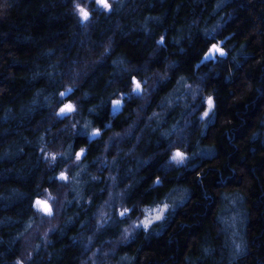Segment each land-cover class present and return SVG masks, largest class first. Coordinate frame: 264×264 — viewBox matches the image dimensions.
<instances>
[{"label": "clouds", "instance_id": "obj_1", "mask_svg": "<svg viewBox=\"0 0 264 264\" xmlns=\"http://www.w3.org/2000/svg\"><path fill=\"white\" fill-rule=\"evenodd\" d=\"M107 2L109 8L105 9L96 0L83 4L81 0H70L68 13L78 28L83 20L77 7L88 9L89 19L83 22L90 29L114 18L116 25L101 33L107 46L98 41L91 48L93 55L83 58L77 55L67 63L61 60L56 67L63 71L43 77L48 79V87L44 89L47 102L37 112L47 111V118L41 123L50 125L47 131L51 141L43 136L36 141L43 165L37 193L48 194L52 213L42 223L53 226L43 231V243L54 248L53 241L48 239L50 235L59 234L60 240H64L76 229L69 246L80 248V256L76 258L79 264H139L144 246L162 239L178 216L188 215L181 210L188 208L196 195L188 186V177L203 163L204 152L198 150V145L208 134L209 119L216 115L219 90L232 85L236 73L242 69L243 65L236 60L250 57L240 55L246 48L242 45L239 51L230 48L215 63L204 59L208 48L216 44L209 41V33L215 32L219 37L235 18L234 14L221 17L211 27L201 26L196 17L186 18L176 28L175 22L168 25L167 10L142 15L145 8H155L149 0ZM127 17H132V27L120 24ZM133 35L143 36L144 47L131 56L118 52L125 42L135 47L138 41H126ZM229 39L225 37L221 46L227 47ZM197 40L206 47L197 51ZM233 52H236L231 61L233 68L225 70L224 64ZM201 68L208 69L209 75H201ZM212 68L220 71L212 73ZM222 71L225 74L221 82ZM209 78L216 87L209 86ZM133 79L141 85L139 91L134 90ZM209 97L213 99L210 110L206 103ZM257 99H264V89L258 90ZM115 100L120 101L118 106L113 105ZM69 103L73 111L61 114L60 108ZM261 124L264 126V121ZM78 139L84 142L78 143ZM210 150L216 151L214 146ZM177 151L183 153L182 160L173 159ZM51 152L56 153L55 159L48 155ZM77 153L81 154L79 159ZM61 174L66 180L60 179ZM195 183L199 187L200 180ZM215 183L219 187L228 181ZM199 197L204 201L196 205L204 209L199 220L209 218L213 204L235 205L227 234L221 229L223 211L212 217V226L220 229L216 239L226 235L227 264L249 261L264 264V243L250 239L247 231L252 213L247 209L245 191L237 189L224 196L201 191ZM261 202L264 203V197ZM165 205L161 218L145 228L141 223L144 209ZM184 227L180 225L181 230ZM174 242L172 238L166 244L171 247ZM40 247L33 244L25 248L10 264H32ZM121 251L124 254L117 259L114 253ZM214 255L211 247H203L201 255L189 264H209ZM51 259L50 254L49 264Z\"/></svg>", "mask_w": 264, "mask_h": 264}, {"label": "trees", "instance_id": "obj_2", "mask_svg": "<svg viewBox=\"0 0 264 264\" xmlns=\"http://www.w3.org/2000/svg\"><path fill=\"white\" fill-rule=\"evenodd\" d=\"M84 2L87 0H81V4ZM149 2L154 3L155 8H145L142 15H157L167 10L168 25L175 22L176 28L186 18L196 17L201 26L211 27L221 17L234 14L235 18L219 37L215 32L209 33V41L226 53L230 48L239 51L246 45L240 55L250 58L236 60L243 65L242 69L236 73L232 85L219 90L216 115L209 119L208 134L198 145V150L204 152L203 163L188 177V186L196 193L188 208L181 210L188 215L178 216L162 239L145 245L139 264H189L201 255L203 247H211L215 253L209 258V264H227L226 235L216 239L220 229L212 226V217L223 211L221 229L227 234L234 203L213 204L211 215L205 220L198 219L204 209L196 205L204 204L199 197L201 191L224 196L243 189L248 200L247 209L252 213L247 229L249 238L264 243V203L261 202L264 197V126L261 124L264 99H257L258 90L264 89V0H163V7L161 0ZM69 3L70 0H0V264H10L33 244L41 247L38 255L34 254L32 264H49L50 254L51 264H79L76 258L80 256V248L69 246L76 229L64 240H60L59 234L50 235L48 239L53 241L54 248L43 243V231L53 226L42 223L48 218L34 203L40 199L51 206L47 193H37L43 165L36 141L43 136L50 142L51 134L47 131L50 125L41 123L47 118V111L40 113L37 109L47 102L44 89L48 87V79L43 77L63 71L56 67L61 60L67 63L77 55L82 58L93 55L91 48L98 41L107 46L101 33L116 25V18L103 26L93 25L91 29L82 21L78 28L68 13ZM120 24L132 27V17L121 19ZM225 37H231L227 47L221 46ZM127 40L138 43L133 48L125 42L118 52L131 56L144 47L142 35L129 36ZM204 47L206 45L197 40L196 50ZM234 55L236 52L225 62V70L233 68ZM218 58L220 56L215 54L210 59L215 63ZM217 71L220 69H211L212 73ZM200 74L209 75V71L201 68ZM224 74L222 71L221 82ZM207 83L216 87L210 78ZM201 130L202 126L196 137ZM77 142L84 141L78 139ZM211 146L215 147V152L210 150ZM204 173H207L206 179ZM196 180H200L199 187ZM217 180L228 183L218 187ZM152 209L155 208H145L144 216L146 210ZM182 224L185 225L183 230L180 229ZM172 238L175 242L169 247L166 242ZM114 254L118 259L124 253Z\"/></svg>", "mask_w": 264, "mask_h": 264}, {"label": "snow or ice", "instance_id": "obj_3", "mask_svg": "<svg viewBox=\"0 0 264 264\" xmlns=\"http://www.w3.org/2000/svg\"><path fill=\"white\" fill-rule=\"evenodd\" d=\"M97 4L105 9L109 8V4L107 2V0H96ZM77 12L79 13L81 20L83 21H87L89 19V13L86 9L82 8V7H77ZM214 54H217L218 56L222 57L224 55H226V52L217 44H212L211 47L208 48L207 52L204 55V59L208 60L210 59ZM133 84V88L134 90L139 91L141 88V85L135 80L133 79L132 81ZM61 95H65V93H62ZM208 109H212L213 107V99L211 97H209L206 101ZM120 104V101L115 100L113 101V105L114 106H118ZM73 111V105L69 104H64L61 108H60V113H70ZM208 115V111L204 112V116ZM80 153H77V159L80 158ZM184 158L183 153L177 151L175 153H173V159L175 160H182ZM52 159H55V156L52 157ZM60 179L62 180H66V177L61 174ZM35 206L42 211L45 215H51L52 213V209L51 206L49 205V203L47 201H43L40 199H37L35 202ZM167 207V205L164 206V208H156L153 210V212L151 214H149L147 212V210L145 211V217L144 220L141 221V223L144 225L145 228H148L149 224L152 223L153 220H159L161 218V214L164 212V209ZM121 215H123V213H121Z\"/></svg>", "mask_w": 264, "mask_h": 264}, {"label": "rangeland", "instance_id": "obj_4", "mask_svg": "<svg viewBox=\"0 0 264 264\" xmlns=\"http://www.w3.org/2000/svg\"><path fill=\"white\" fill-rule=\"evenodd\" d=\"M235 206V205H234ZM156 209V208H155ZM153 210L154 209H152V210H147V212L149 213V214H151L152 212H153ZM230 211H232V209L230 210Z\"/></svg>", "mask_w": 264, "mask_h": 264}, {"label": "water", "instance_id": "obj_5", "mask_svg": "<svg viewBox=\"0 0 264 264\" xmlns=\"http://www.w3.org/2000/svg\"><path fill=\"white\" fill-rule=\"evenodd\" d=\"M214 55H215V54H214ZM214 55H213V56H214ZM213 56H212V57H213ZM212 57H211V58H212Z\"/></svg>", "mask_w": 264, "mask_h": 264}]
</instances>
